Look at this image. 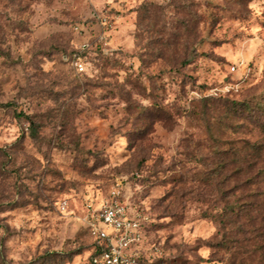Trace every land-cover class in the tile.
Listing matches in <instances>:
<instances>
[{"label": "rangeland", "instance_id": "374dc122", "mask_svg": "<svg viewBox=\"0 0 264 264\" xmlns=\"http://www.w3.org/2000/svg\"><path fill=\"white\" fill-rule=\"evenodd\" d=\"M113 190L147 264H264V0H0V264H89Z\"/></svg>", "mask_w": 264, "mask_h": 264}, {"label": "built area", "instance_id": "2783aa9c", "mask_svg": "<svg viewBox=\"0 0 264 264\" xmlns=\"http://www.w3.org/2000/svg\"><path fill=\"white\" fill-rule=\"evenodd\" d=\"M82 32L79 25L74 27ZM83 51L87 41L79 45ZM80 51L73 53L71 64L79 72L84 70ZM113 190L109 198L104 199L88 218V228L94 253L93 264H147L148 257L143 250L144 232L137 217L118 199Z\"/></svg>", "mask_w": 264, "mask_h": 264}, {"label": "trees", "instance_id": "16d2710c", "mask_svg": "<svg viewBox=\"0 0 264 264\" xmlns=\"http://www.w3.org/2000/svg\"><path fill=\"white\" fill-rule=\"evenodd\" d=\"M63 55H66V59H64L63 58ZM61 59L66 63V64H69V62H68V56H69V53H67V52H63V53H61ZM34 131V130H33ZM94 253V250H93V244H92V246H91V255ZM91 255H90V261H89V264H93L92 262H91Z\"/></svg>", "mask_w": 264, "mask_h": 264}]
</instances>
